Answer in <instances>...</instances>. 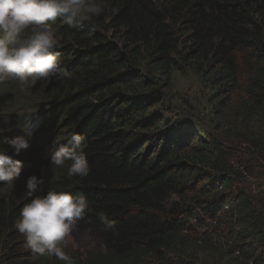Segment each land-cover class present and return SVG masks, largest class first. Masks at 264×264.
<instances>
[{
    "label": "trees",
    "instance_id": "trees-1",
    "mask_svg": "<svg viewBox=\"0 0 264 264\" xmlns=\"http://www.w3.org/2000/svg\"><path fill=\"white\" fill-rule=\"evenodd\" d=\"M105 3L91 25H53L70 79L38 81L31 103L0 82V148L25 170L14 188L0 182V264H65L25 249L14 227L31 175L44 179L34 195H86L81 242L64 249L73 264H264V203L237 184L238 167L264 166V0ZM185 74L205 89L202 124ZM27 108L46 139L84 137L87 177L13 152L8 129Z\"/></svg>",
    "mask_w": 264,
    "mask_h": 264
},
{
    "label": "clouds",
    "instance_id": "clouds-1",
    "mask_svg": "<svg viewBox=\"0 0 264 264\" xmlns=\"http://www.w3.org/2000/svg\"><path fill=\"white\" fill-rule=\"evenodd\" d=\"M105 7V0H0V82L16 80L23 88L52 78L70 79L71 73L59 60L60 41L53 25L58 19L69 25H91ZM38 116L36 112L29 119L42 129L40 121L44 117ZM30 138L17 136L5 142L18 155L30 147ZM44 138L49 140L45 133ZM85 147L84 137L73 133L67 143L51 152L50 166L66 169L68 177H87L90 166ZM21 171L22 161L0 148V182L14 188ZM43 184V177H28L24 194L28 202L20 209L14 227L23 236L25 249L73 264L64 249L67 237L89 211L88 200L83 193L68 191L48 190L46 195H34L43 191ZM98 216L105 231L115 228V221L105 213Z\"/></svg>",
    "mask_w": 264,
    "mask_h": 264
},
{
    "label": "rangeland",
    "instance_id": "rangeland-1",
    "mask_svg": "<svg viewBox=\"0 0 264 264\" xmlns=\"http://www.w3.org/2000/svg\"><path fill=\"white\" fill-rule=\"evenodd\" d=\"M181 84H183L184 86V90H189V89H193L191 94L194 96H200V107L198 108V111L200 112V124H202V122L207 120V102L205 99V89L204 88H196L197 86L194 84V80L193 77L185 74L183 76H181ZM9 86V88H11L13 96L21 99V97L23 96L25 99H23V101L25 103H31L32 101L30 99H28L31 95H33L34 92V88L38 87V85H31V86H27V87H21L19 82L16 80H9V84L7 85ZM197 89V90H196ZM0 96H2V94H0ZM11 96V94L9 95ZM12 100H15L13 97H11ZM27 98V99H26ZM12 102V101H11ZM15 103V102H12ZM31 113V116H30ZM38 113L40 115H42L40 109H38ZM23 114H28L27 117H23ZM167 116H173L171 113L170 114H166ZM20 118L17 119L15 122V125L12 126L10 128L11 131H13L14 135L17 136H27V135H31L30 141H35L36 144L33 145L31 144L30 149H32V147H38V148H43L44 151H41V153H32V152H28V149L26 150H21V152H23V155L25 157H29L33 160H39L38 162V167L41 170H44L45 172V168L43 167V165H40V163H42L44 161L39 159L37 157L36 154L40 155L43 158V154L45 153H50L52 151H54L56 149V147H58L60 144H64L63 142L60 141V138L56 137V139H52V135L51 138L46 141L44 140V133L42 131V129H40L38 126H36L37 122L33 121L32 119H29L30 117L34 118L36 116V111L34 108H27L26 110H24L22 113L19 114ZM44 117V116H43ZM23 123H21V122ZM39 123V122H38ZM40 125V124H39ZM24 132L21 133L22 131ZM0 130H4V128H0ZM1 133V132H0ZM3 134H8L7 132L3 131ZM40 138H42V140L40 141ZM14 152V150H13ZM34 154V155H33ZM22 165V171H25L23 169ZM239 172L241 173V176L238 177V182L237 184L240 185L243 180V182H245L246 185H248V190L250 191V193L252 195H254V197L257 200H260L262 203H264V166L263 165H259L257 172L254 173L252 176H249L246 174V172H244V170L241 167H238ZM47 173V172H46ZM79 232L77 231H73L69 237H67V246H70V244H74L77 245L79 244L81 241L80 240H75L73 235H78ZM78 237H80V234L78 235ZM91 245L85 247V249H90Z\"/></svg>",
    "mask_w": 264,
    "mask_h": 264
}]
</instances>
